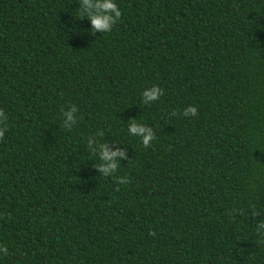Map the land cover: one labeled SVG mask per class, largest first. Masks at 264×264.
I'll return each instance as SVG.
<instances>
[{"label":"trees","instance_id":"1","mask_svg":"<svg viewBox=\"0 0 264 264\" xmlns=\"http://www.w3.org/2000/svg\"><path fill=\"white\" fill-rule=\"evenodd\" d=\"M114 2L0 0V264H264V0Z\"/></svg>","mask_w":264,"mask_h":264},{"label":"clouds","instance_id":"2","mask_svg":"<svg viewBox=\"0 0 264 264\" xmlns=\"http://www.w3.org/2000/svg\"><path fill=\"white\" fill-rule=\"evenodd\" d=\"M85 5L89 7H94L95 12L89 14V19L91 20V24L93 26V30H99L100 33L110 32L112 26L116 23L118 19L121 18V10L114 2V0H97L96 4L93 6L91 4V0H83ZM163 94V89L158 85H153L150 88H146L142 91L143 103L147 104L148 102L155 101L160 98ZM76 110L75 105H73L68 111L64 113L66 117L65 126H68V122H74L73 112ZM198 114V110L195 105L187 106L182 115L184 116H196ZM0 116H3V110L0 109ZM7 119V118H5ZM7 129V124L4 121H0V138H3L4 131ZM129 133L134 136H139L141 138V142L143 146L149 147L151 146L152 141L155 139V136L152 130L144 124L138 123L137 120L132 119L128 125ZM100 159L105 161L106 163H101L96 165L99 170L104 175H109L119 167L116 158L123 157L124 152L120 150L110 151L106 144L100 145L99 152ZM118 184H127L130 183V180L127 176L118 177ZM119 190V189H117ZM149 235L154 236L155 232L150 231ZM0 249L4 250L7 254L6 247L0 246Z\"/></svg>","mask_w":264,"mask_h":264}]
</instances>
